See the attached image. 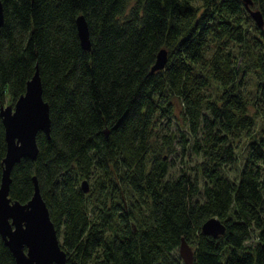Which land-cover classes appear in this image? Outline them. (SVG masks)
<instances>
[{
	"label": "trees",
	"instance_id": "1",
	"mask_svg": "<svg viewBox=\"0 0 264 264\" xmlns=\"http://www.w3.org/2000/svg\"><path fill=\"white\" fill-rule=\"evenodd\" d=\"M250 1L262 27L242 0H0V107L37 66L50 118L35 159L12 166L9 197L26 202L35 176L66 264H183L181 237L192 264H264V0ZM175 100L181 150L201 160L170 177L173 137L156 127ZM5 150L0 117V178ZM210 217L223 234L201 232ZM0 264H16L1 239Z\"/></svg>",
	"mask_w": 264,
	"mask_h": 264
},
{
	"label": "water",
	"instance_id": "2",
	"mask_svg": "<svg viewBox=\"0 0 264 264\" xmlns=\"http://www.w3.org/2000/svg\"><path fill=\"white\" fill-rule=\"evenodd\" d=\"M254 23L262 27L263 19L258 10L249 8L250 0H242ZM2 7L0 4V24ZM80 45L90 48L87 23L82 15L75 19ZM167 61V53L161 48L151 71L160 70ZM0 117L6 143L0 178V239L9 249L16 264H66V255L60 247L58 233L50 219L47 206L40 194L35 176H32L31 197L24 203L11 200L9 186L12 166L21 158L35 159L38 148L36 134L41 131L48 136L50 118L48 104L42 97V85L37 66L26 82L25 91L10 105L0 107ZM83 192L88 182H80ZM225 226L217 217H210L201 225V232L212 237L224 233ZM178 254L183 264H192L193 251L181 237Z\"/></svg>",
	"mask_w": 264,
	"mask_h": 264
},
{
	"label": "rangeland",
	"instance_id": "3",
	"mask_svg": "<svg viewBox=\"0 0 264 264\" xmlns=\"http://www.w3.org/2000/svg\"><path fill=\"white\" fill-rule=\"evenodd\" d=\"M193 2L197 5L201 2V0H193ZM254 23V22H253ZM249 84L246 87L245 94L247 97L252 100L253 93L252 89L253 86ZM252 88V89H250ZM250 91V92H248ZM4 105H12V103L6 99V102ZM179 105L178 102L175 100V111L174 116H172L169 120H162L161 123H157L156 131L159 134H166L173 137L171 146L174 149V152L172 155H170L169 160L171 162V167L169 170V176L170 177H176L181 169H190L188 170L191 175L193 174V167L196 164V162H199L201 158L197 155H195L189 148H187L186 151L181 150V141H180V134L186 133L185 124L183 123L182 119L180 118L179 114ZM254 108L252 106L249 107V112L253 113ZM258 124H261L262 121L259 117L255 118ZM258 130V128H257ZM187 136V135H186ZM244 139L243 137L240 139V149L237 150L238 154V160L235 163L225 165L223 168L224 174L229 177L230 179H235L238 176L239 170L241 168L242 162H243V153L244 148L243 146Z\"/></svg>",
	"mask_w": 264,
	"mask_h": 264
}]
</instances>
